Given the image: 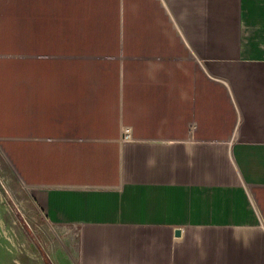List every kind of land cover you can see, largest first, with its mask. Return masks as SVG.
Instances as JSON below:
<instances>
[{
    "label": "crops",
    "instance_id": "1",
    "mask_svg": "<svg viewBox=\"0 0 264 264\" xmlns=\"http://www.w3.org/2000/svg\"><path fill=\"white\" fill-rule=\"evenodd\" d=\"M0 147L76 264H264V0H0Z\"/></svg>",
    "mask_w": 264,
    "mask_h": 264
},
{
    "label": "rangeland",
    "instance_id": "2",
    "mask_svg": "<svg viewBox=\"0 0 264 264\" xmlns=\"http://www.w3.org/2000/svg\"><path fill=\"white\" fill-rule=\"evenodd\" d=\"M0 227V264H76L75 234L48 221L1 147Z\"/></svg>",
    "mask_w": 264,
    "mask_h": 264
},
{
    "label": "water",
    "instance_id": "3",
    "mask_svg": "<svg viewBox=\"0 0 264 264\" xmlns=\"http://www.w3.org/2000/svg\"><path fill=\"white\" fill-rule=\"evenodd\" d=\"M180 233H177V235H179Z\"/></svg>",
    "mask_w": 264,
    "mask_h": 264
},
{
    "label": "bare ground",
    "instance_id": "4",
    "mask_svg": "<svg viewBox=\"0 0 264 264\" xmlns=\"http://www.w3.org/2000/svg\"><path fill=\"white\" fill-rule=\"evenodd\" d=\"M1 228V227H0ZM8 239V238H7Z\"/></svg>",
    "mask_w": 264,
    "mask_h": 264
}]
</instances>
